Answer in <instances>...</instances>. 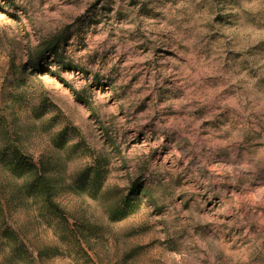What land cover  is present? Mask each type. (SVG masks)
I'll use <instances>...</instances> for the list:
<instances>
[{
  "label": "rangeland",
  "instance_id": "1",
  "mask_svg": "<svg viewBox=\"0 0 264 264\" xmlns=\"http://www.w3.org/2000/svg\"><path fill=\"white\" fill-rule=\"evenodd\" d=\"M6 232L10 264H264V0H0L1 264Z\"/></svg>",
  "mask_w": 264,
  "mask_h": 264
},
{
  "label": "trees",
  "instance_id": "2",
  "mask_svg": "<svg viewBox=\"0 0 264 264\" xmlns=\"http://www.w3.org/2000/svg\"><path fill=\"white\" fill-rule=\"evenodd\" d=\"M15 160L17 163L19 162L18 159ZM29 171L31 174H34L35 167L30 166ZM35 176H36L35 182H33L32 187H34L35 189L39 188L41 190V194L44 197L45 204L49 209H51L50 210L51 213L57 217H62V212L60 210V207L53 200L52 185L49 181V178L46 177V175L44 174L35 175ZM99 178H100V172L98 170H95L92 179V184L98 186ZM6 234L7 235L3 236L2 244H4L6 248H10L11 250L8 254H6V257L4 256V263L10 264L13 262L22 261L24 254H26L25 245L20 242L18 236L14 237V235H12L10 232H6ZM14 247H16V249H14ZM1 263L2 262H0V264Z\"/></svg>",
  "mask_w": 264,
  "mask_h": 264
}]
</instances>
